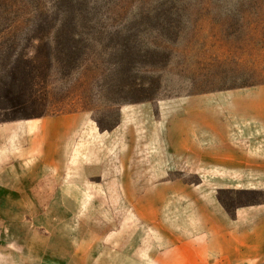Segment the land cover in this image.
Wrapping results in <instances>:
<instances>
[{"label":"rangeland","instance_id":"rangeland-1","mask_svg":"<svg viewBox=\"0 0 264 264\" xmlns=\"http://www.w3.org/2000/svg\"><path fill=\"white\" fill-rule=\"evenodd\" d=\"M259 86L264 0H0V124L80 118L56 163L0 167V264H163L154 191L200 184L166 174L171 103Z\"/></svg>","mask_w":264,"mask_h":264},{"label":"crops","instance_id":"crops-1","mask_svg":"<svg viewBox=\"0 0 264 264\" xmlns=\"http://www.w3.org/2000/svg\"><path fill=\"white\" fill-rule=\"evenodd\" d=\"M171 104L163 140L166 174L180 180L195 175L200 184L178 181L154 191L165 212L163 264H264V201L231 213L218 197L224 190L264 192V86ZM79 120L0 124L2 171L7 174L5 164L56 163L44 148L73 138Z\"/></svg>","mask_w":264,"mask_h":264},{"label":"trees","instance_id":"trees-1","mask_svg":"<svg viewBox=\"0 0 264 264\" xmlns=\"http://www.w3.org/2000/svg\"><path fill=\"white\" fill-rule=\"evenodd\" d=\"M242 9V7H240V10ZM223 204V203H222ZM224 205V204H223Z\"/></svg>","mask_w":264,"mask_h":264}]
</instances>
